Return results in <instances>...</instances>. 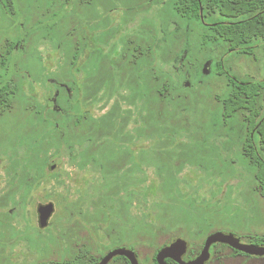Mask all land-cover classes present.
<instances>
[{"label":"rangeland","instance_id":"374dc122","mask_svg":"<svg viewBox=\"0 0 264 264\" xmlns=\"http://www.w3.org/2000/svg\"><path fill=\"white\" fill-rule=\"evenodd\" d=\"M175 3L0 0V84L17 87L0 110V264H95L122 248L156 264L176 238L192 259L216 232L264 246L247 112L224 119L220 74L264 80V41L228 53ZM210 256L264 264L224 245Z\"/></svg>","mask_w":264,"mask_h":264},{"label":"trees","instance_id":"16d2710c","mask_svg":"<svg viewBox=\"0 0 264 264\" xmlns=\"http://www.w3.org/2000/svg\"><path fill=\"white\" fill-rule=\"evenodd\" d=\"M201 6L205 11V22L210 23L206 27L210 35L205 36V40L222 39L229 45L228 53L251 52L254 47L244 45L264 41V0H201ZM175 10L181 18L200 23L198 0H177ZM220 74L227 77L231 88L229 96L222 102L224 119L242 110L247 112V136L243 152L255 170L257 188L264 199V107H258L264 80L242 83L226 71L222 70ZM16 92L17 87L13 82L0 84L1 111L9 107ZM256 240L264 242V238Z\"/></svg>","mask_w":264,"mask_h":264},{"label":"water","instance_id":"95a60500","mask_svg":"<svg viewBox=\"0 0 264 264\" xmlns=\"http://www.w3.org/2000/svg\"><path fill=\"white\" fill-rule=\"evenodd\" d=\"M54 211L51 203L40 205L38 207L39 227L45 228L48 220ZM214 245H224L232 251L243 255L255 258H264V246L254 244H244L233 234H225L216 232L210 234L204 241L203 247L199 254L190 259L185 260L189 249V244L181 238L172 240L168 245L160 248L155 256L156 264H169L171 261L174 264H207L210 261V249ZM121 257L128 261L129 264H138L136 254L127 249H115L102 257L96 264H109L113 258Z\"/></svg>","mask_w":264,"mask_h":264},{"label":"flooded vegetation","instance_id":"af4514ba","mask_svg":"<svg viewBox=\"0 0 264 264\" xmlns=\"http://www.w3.org/2000/svg\"><path fill=\"white\" fill-rule=\"evenodd\" d=\"M177 1V0H176ZM198 3H199V16H200V24L201 25H203V26H205V27H207V26H210V23H206L205 22V19H204V13H205V11H204V8L201 6V0H198ZM176 4V3H175ZM174 9H175V6H174ZM176 11V10H175ZM183 19H185V18H183ZM217 38H215L214 40H216ZM251 138H252V136H251ZM260 194V193H259ZM261 196V195H260ZM262 197V196H261ZM263 198V197H262ZM22 209V208H21ZM11 212H12V209H10L7 213L9 214H11ZM37 214H38V208H37ZM50 219V218H49ZM49 221V220H48ZM38 223H39V214H38ZM47 226H48V224H47ZM46 226V227H47ZM38 227H39V224H38ZM45 227V228H46ZM40 228V227H39ZM45 228H40V229H45ZM212 248H213V246H212ZM116 258V257H115ZM120 259H122L121 257H119ZM255 258V257H254ZM114 259V258H113ZM191 259V258H190ZM190 259H185V260H190ZM115 260V259H114ZM125 260V259H124ZM113 261V260H112ZM111 261V262H112ZM127 263H128V261L127 260H125ZM99 262V261H98ZM169 264H174L173 262H171V261H169L168 262ZM96 264V263H95ZM129 264V263H128Z\"/></svg>","mask_w":264,"mask_h":264}]
</instances>
